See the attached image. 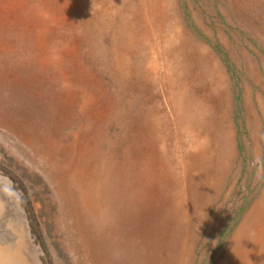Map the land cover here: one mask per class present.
I'll use <instances>...</instances> for the list:
<instances>
[{"label": "rangeland", "instance_id": "rangeland-1", "mask_svg": "<svg viewBox=\"0 0 264 264\" xmlns=\"http://www.w3.org/2000/svg\"><path fill=\"white\" fill-rule=\"evenodd\" d=\"M0 248L264 264V0H0Z\"/></svg>", "mask_w": 264, "mask_h": 264}, {"label": "bare ground", "instance_id": "bare-ground-1", "mask_svg": "<svg viewBox=\"0 0 264 264\" xmlns=\"http://www.w3.org/2000/svg\"><path fill=\"white\" fill-rule=\"evenodd\" d=\"M19 245V244H18ZM0 264H22L16 255V250L11 252L5 248H0Z\"/></svg>", "mask_w": 264, "mask_h": 264}]
</instances>
